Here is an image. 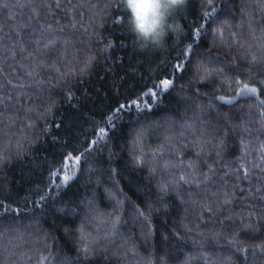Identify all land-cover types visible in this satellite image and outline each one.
<instances>
[{"label":"trees","instance_id":"16d2710c","mask_svg":"<svg viewBox=\"0 0 264 264\" xmlns=\"http://www.w3.org/2000/svg\"><path fill=\"white\" fill-rule=\"evenodd\" d=\"M253 55L264 0H182L152 41L125 0H0V264H264Z\"/></svg>","mask_w":264,"mask_h":264},{"label":"clouds","instance_id":"9594fccd","mask_svg":"<svg viewBox=\"0 0 264 264\" xmlns=\"http://www.w3.org/2000/svg\"><path fill=\"white\" fill-rule=\"evenodd\" d=\"M125 4L130 12L133 32L142 41H152L162 33L166 9L175 5L173 0H125Z\"/></svg>","mask_w":264,"mask_h":264},{"label":"snow or ice","instance_id":"6c2138e0","mask_svg":"<svg viewBox=\"0 0 264 264\" xmlns=\"http://www.w3.org/2000/svg\"><path fill=\"white\" fill-rule=\"evenodd\" d=\"M173 3L175 5H179L182 3V0H179V3H175V0H173ZM198 57V52L196 49H193L192 52V58L189 59V61L187 62V64L183 67V74L185 76L187 75H191L194 78H199V80L201 81H208L210 78H213L214 74L218 75L219 74V68L218 67H213L211 70L205 65L204 60L202 59H197ZM204 59H208L207 57H205ZM258 60L260 61H264V56H260L257 57L255 55L252 56V63H256ZM208 63L209 64H216V61L210 60L208 59ZM167 84V82H166ZM248 93V94H254L256 92L255 88H247L245 86V88L242 90V93ZM195 125L194 124H188L185 125V128H193ZM147 129H142L141 131H146ZM174 137L172 134H170V132H166L164 134V139L166 141H170L172 140ZM141 139V137L137 134L136 136V140L137 142H139V140ZM165 167H167V165H165ZM226 203L228 202L227 200L225 201ZM93 201H89V212H92L93 209L91 207ZM117 204H119V201H117ZM138 217H142L143 214L142 213H137ZM94 219L101 221L102 222V214H96L94 216ZM112 223V229L109 230L108 232H106L105 236L102 237L105 240L111 239V232L112 231H116V224L117 223H122V221L120 220V217H116L115 221H110ZM101 237H98L97 239H100ZM90 251V249L85 248L84 252H85V256L87 257L88 252Z\"/></svg>","mask_w":264,"mask_h":264},{"label":"bare ground","instance_id":"6f19581e","mask_svg":"<svg viewBox=\"0 0 264 264\" xmlns=\"http://www.w3.org/2000/svg\"><path fill=\"white\" fill-rule=\"evenodd\" d=\"M207 135V134H206Z\"/></svg>","mask_w":264,"mask_h":264}]
</instances>
